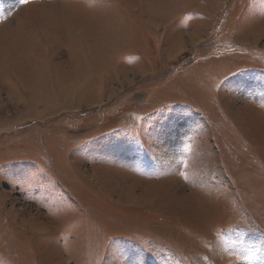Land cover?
I'll use <instances>...</instances> for the list:
<instances>
[{"label": "rangeland", "instance_id": "rangeland-1", "mask_svg": "<svg viewBox=\"0 0 264 264\" xmlns=\"http://www.w3.org/2000/svg\"><path fill=\"white\" fill-rule=\"evenodd\" d=\"M0 264H264V0H0Z\"/></svg>", "mask_w": 264, "mask_h": 264}, {"label": "bare ground", "instance_id": "bare-ground-1", "mask_svg": "<svg viewBox=\"0 0 264 264\" xmlns=\"http://www.w3.org/2000/svg\"><path fill=\"white\" fill-rule=\"evenodd\" d=\"M177 56V55H176ZM173 58V57H172ZM34 89V88H33ZM31 90V89H30ZM35 91V90H34Z\"/></svg>", "mask_w": 264, "mask_h": 264}]
</instances>
